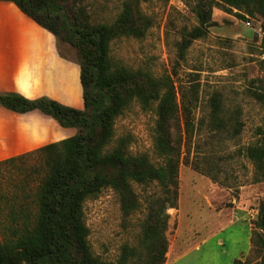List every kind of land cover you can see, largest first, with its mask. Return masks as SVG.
<instances>
[{"label":"trees","instance_id":"trees-1","mask_svg":"<svg viewBox=\"0 0 264 264\" xmlns=\"http://www.w3.org/2000/svg\"><path fill=\"white\" fill-rule=\"evenodd\" d=\"M0 1L13 4L50 33L59 56L78 65L83 100L82 109H75L47 98L29 100L17 93H0V106L11 112L24 114L37 110L60 127L75 130L71 137L0 162L3 165L36 156L43 169L34 187V211L21 205L17 212L9 214V234L0 240V264H164L168 250L166 210L177 209L179 195L182 139L175 132L179 121L177 92L169 76L155 78L147 71L122 65L110 55L113 40L142 39L146 35L151 23L140 11V4L147 0H124L111 23H93L81 0ZM263 1L195 0L191 9L198 25L184 34L181 51L206 36L213 8L227 13L236 10L239 19L259 17L264 27ZM63 46L74 52V58L62 51ZM252 97L264 109L262 86ZM133 101L155 116L152 145L158 165L152 164L145 154L129 155V138H115V121ZM221 113L218 100L211 99V125L226 128L227 123L238 133V120L233 117L225 121ZM184 124L188 132L191 123L185 119ZM256 135L259 136L256 143L240 150L253 166L254 184L264 182V129L257 128ZM153 183L160 194L146 210L138 247L123 245L115 262L94 256L87 239L84 203L96 198L103 189H110L116 193L126 218L139 209L132 185ZM263 208L264 203L260 211ZM256 227L260 228L259 222ZM208 236L206 223L185 228L175 242L174 251L183 253ZM255 237L264 250V234L255 233ZM233 264L244 262L235 260Z\"/></svg>","mask_w":264,"mask_h":264},{"label":"rangeland","instance_id":"rangeland-1","mask_svg":"<svg viewBox=\"0 0 264 264\" xmlns=\"http://www.w3.org/2000/svg\"><path fill=\"white\" fill-rule=\"evenodd\" d=\"M123 2L80 3L93 23H111ZM194 3L195 0L142 2L140 11L151 23L146 35L142 39L113 40L110 55L122 65L147 71L155 78L169 76L177 92L179 121L175 132L182 139V155L177 209L166 210L168 250L185 228L206 223L211 236L232 225L233 229L220 234L222 246L214 241L207 246L210 264H231V260L261 264L264 250L255 233L264 234L256 227L264 203V182L253 183V166L240 150L257 142V128L264 129V109L252 97L261 86L264 88L263 20L248 16L239 19L236 10L227 13L213 8L206 36L181 51L184 34L198 25L191 9ZM62 51L71 58L75 56L67 46ZM213 98L218 100L225 121L233 117L238 120V133L227 123L226 128L211 125ZM185 119L191 123L188 132ZM154 121L152 112L143 111L133 101L116 119L114 130L116 139L129 138V155L145 154L158 165L152 145ZM42 170L36 156L0 165V240L9 234L11 212H17L21 205L34 211V187ZM132 189L139 209L126 218L116 193L110 189H103L84 203L88 244L92 254L102 261L115 262L123 245L138 247L146 210L160 194L154 183L133 184ZM207 263L206 258L204 264Z\"/></svg>","mask_w":264,"mask_h":264},{"label":"crops","instance_id":"crops-1","mask_svg":"<svg viewBox=\"0 0 264 264\" xmlns=\"http://www.w3.org/2000/svg\"><path fill=\"white\" fill-rule=\"evenodd\" d=\"M0 93H17L29 100L47 98L75 109L83 107L78 65L59 56L50 33L4 1H0ZM74 133V129L60 127L40 111L17 114L0 106V162ZM233 227H224L183 253L174 251L173 242L164 264H204L206 258L210 264L207 246L213 241L222 246L220 234Z\"/></svg>","mask_w":264,"mask_h":264},{"label":"water","instance_id":"water-1","mask_svg":"<svg viewBox=\"0 0 264 264\" xmlns=\"http://www.w3.org/2000/svg\"><path fill=\"white\" fill-rule=\"evenodd\" d=\"M262 11L264 13V1H263V5H262ZM263 218H264V208L260 211V213H259V219H258L260 228L264 232V222H263Z\"/></svg>","mask_w":264,"mask_h":264},{"label":"built area","instance_id":"built-area-1","mask_svg":"<svg viewBox=\"0 0 264 264\" xmlns=\"http://www.w3.org/2000/svg\"><path fill=\"white\" fill-rule=\"evenodd\" d=\"M246 24H247V25H249V23H248V22H247Z\"/></svg>","mask_w":264,"mask_h":264}]
</instances>
